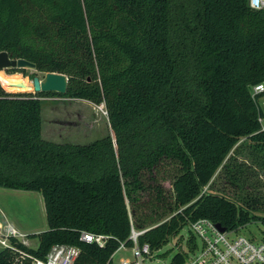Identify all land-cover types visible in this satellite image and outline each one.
I'll return each instance as SVG.
<instances>
[{"label": "trees", "instance_id": "trees-1", "mask_svg": "<svg viewBox=\"0 0 264 264\" xmlns=\"http://www.w3.org/2000/svg\"><path fill=\"white\" fill-rule=\"evenodd\" d=\"M3 51L68 77L65 94L0 83V187L41 192L48 220L29 235L36 248L16 247L45 260L69 244L80 249L74 264H115L133 229L158 252L201 218L229 232L264 225L253 181L264 174V91L252 96L264 83V9L249 0H0ZM49 96L105 105L116 144L110 135L45 140ZM218 172L235 195L215 187ZM83 231L110 238L102 247ZM186 257L179 251L172 264ZM0 264L32 260L6 248Z\"/></svg>", "mask_w": 264, "mask_h": 264}, {"label": "rangeland", "instance_id": "rangeland-1", "mask_svg": "<svg viewBox=\"0 0 264 264\" xmlns=\"http://www.w3.org/2000/svg\"><path fill=\"white\" fill-rule=\"evenodd\" d=\"M9 69L3 70L6 77L28 79L31 85L32 79L36 75L44 76V72L38 70L39 72L36 73L37 70L33 68H26L25 72L19 70L14 74H9ZM0 75H3V72H0ZM32 93L34 94V92ZM41 99L43 101L42 136L45 140L56 144L72 143L82 145L110 135L116 144V134L112 129L105 105H96L84 99L61 96L41 97ZM249 169L253 171V168L249 167ZM261 171L259 176L253 177V181L257 184L256 189L263 201L264 174ZM163 175L165 174L162 170L160 176ZM218 175L219 172L216 173L214 180L216 182L215 187L221 190L226 188L235 195L230 187L231 185L225 183L226 180H221ZM158 178L161 179V177ZM148 182L152 183L151 179H148ZM163 183L167 190L173 189L170 181H164ZM207 188L208 186H206ZM0 209V221L4 224L12 223L23 233L33 235L48 229L45 201L41 192L0 187ZM258 213H264V208H261ZM237 233L260 240L264 235V225L261 222H254L246 225ZM189 237V228L186 227L181 235L171 239L170 243L156 252L157 254L165 253V255L163 257L155 256L151 264H172V259L177 252L188 249L187 240ZM198 241L200 242V239ZM30 242V247L36 248L39 239L30 238ZM123 255L131 256V249L129 248L125 253L123 251L116 253L114 263L119 264V258Z\"/></svg>", "mask_w": 264, "mask_h": 264}, {"label": "built area", "instance_id": "built-area-1", "mask_svg": "<svg viewBox=\"0 0 264 264\" xmlns=\"http://www.w3.org/2000/svg\"><path fill=\"white\" fill-rule=\"evenodd\" d=\"M249 4L255 9H264V0H249ZM264 91V83L252 88V96H257ZM264 108V98L262 99ZM264 130V118H260ZM189 230L200 242L194 250H183L186 253L184 264H264V235L260 240L234 231H221V229L208 218L198 219L189 225ZM143 231L132 230L131 239L133 246L131 256H121L119 264H151L157 253L152 250L149 243H139V236ZM109 235L94 234L83 231L81 239L90 243L105 246ZM30 247V237L23 233L12 223L0 221V249H11L18 254V259L30 258L32 264H74L80 249L69 244H55L45 260L30 256L24 249L14 245L13 240ZM129 247L121 243L116 253L127 252ZM114 254V257L116 255Z\"/></svg>", "mask_w": 264, "mask_h": 264}, {"label": "water", "instance_id": "water-1", "mask_svg": "<svg viewBox=\"0 0 264 264\" xmlns=\"http://www.w3.org/2000/svg\"><path fill=\"white\" fill-rule=\"evenodd\" d=\"M9 68L11 69L33 68L37 70L36 64L27 59L24 58L14 59L10 57L8 52L6 51L0 52V70H5ZM14 73L17 72L16 71L9 72V74H14ZM32 83L34 88L32 92L34 93L57 92V93L65 94L68 88V77L63 73L47 72L44 73L43 77L36 75L32 79ZM218 227L221 229V231H225L219 225Z\"/></svg>", "mask_w": 264, "mask_h": 264}, {"label": "bare ground", "instance_id": "bare-ground-1", "mask_svg": "<svg viewBox=\"0 0 264 264\" xmlns=\"http://www.w3.org/2000/svg\"><path fill=\"white\" fill-rule=\"evenodd\" d=\"M3 75H0V83L5 90L10 92H32L34 90L33 83L31 85L28 79L6 77L3 70Z\"/></svg>", "mask_w": 264, "mask_h": 264}, {"label": "flooded vegetation", "instance_id": "flooded-vegetation-1", "mask_svg": "<svg viewBox=\"0 0 264 264\" xmlns=\"http://www.w3.org/2000/svg\"><path fill=\"white\" fill-rule=\"evenodd\" d=\"M25 69H26V68H24V69H18V68H17V69H11V68H10V69H9V72H10V71H16V72H19V70H22V72H25ZM23 70H24V71H23ZM38 72H39V71H38ZM38 72H36V73H38Z\"/></svg>", "mask_w": 264, "mask_h": 264}, {"label": "crops", "instance_id": "crops-1", "mask_svg": "<svg viewBox=\"0 0 264 264\" xmlns=\"http://www.w3.org/2000/svg\"><path fill=\"white\" fill-rule=\"evenodd\" d=\"M1 210V209H0ZM6 215V214H5ZM1 216V215H0ZM7 217V216H6ZM37 247V246H36ZM125 253V252H124Z\"/></svg>", "mask_w": 264, "mask_h": 264}]
</instances>
